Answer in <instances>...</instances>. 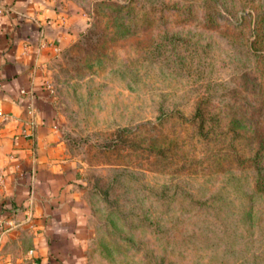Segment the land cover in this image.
Instances as JSON below:
<instances>
[{
    "label": "rangeland",
    "instance_id": "rangeland-1",
    "mask_svg": "<svg viewBox=\"0 0 264 264\" xmlns=\"http://www.w3.org/2000/svg\"><path fill=\"white\" fill-rule=\"evenodd\" d=\"M73 1L85 29L44 86L88 208L76 261L264 264V0Z\"/></svg>",
    "mask_w": 264,
    "mask_h": 264
},
{
    "label": "crops",
    "instance_id": "crops-1",
    "mask_svg": "<svg viewBox=\"0 0 264 264\" xmlns=\"http://www.w3.org/2000/svg\"><path fill=\"white\" fill-rule=\"evenodd\" d=\"M0 7V264H79L81 238L91 236L88 208L44 81L50 61L84 31L86 14L73 0ZM22 229L35 237L17 259L5 244Z\"/></svg>",
    "mask_w": 264,
    "mask_h": 264
},
{
    "label": "trees",
    "instance_id": "trees-1",
    "mask_svg": "<svg viewBox=\"0 0 264 264\" xmlns=\"http://www.w3.org/2000/svg\"><path fill=\"white\" fill-rule=\"evenodd\" d=\"M204 120L205 119L203 118L202 115L199 116V114H197L196 121H198V129H199V133H201V134H205L206 133V132L204 133V131H205V129H204L205 128V126H204L205 121ZM257 170L258 171L255 172V173H257L256 178H255V184H256V186L262 184V182L264 184V180L262 178V177H264V170L263 169L262 170L257 169ZM116 182L118 183L119 180H116ZM132 190L133 191H136L135 188H132ZM168 190L169 189H167L166 186L165 187L163 186V193H166ZM196 190L197 191H201V187L196 188ZM182 197H184V196H182ZM179 204H181V206L183 207L180 210L181 211H185L187 214L190 213V212H192L194 210L193 208L198 209L199 212L205 211L206 209L207 210H213L216 213L226 212L227 211V202H225V201H214V202H210V203L204 201L203 203H198V204L193 203L191 201H187L186 203L179 201ZM184 206L186 208H184ZM251 208L252 207L250 206V209ZM247 210H249V207L246 208V210H245V214L246 215L250 214V212H248ZM200 222H201V225L202 226L204 225L203 228H207L208 226H210V223L208 221L205 222L204 220H202Z\"/></svg>",
    "mask_w": 264,
    "mask_h": 264
},
{
    "label": "built area",
    "instance_id": "built-area-1",
    "mask_svg": "<svg viewBox=\"0 0 264 264\" xmlns=\"http://www.w3.org/2000/svg\"><path fill=\"white\" fill-rule=\"evenodd\" d=\"M3 12H5V9L2 8V7H0V15H1Z\"/></svg>",
    "mask_w": 264,
    "mask_h": 264
}]
</instances>
